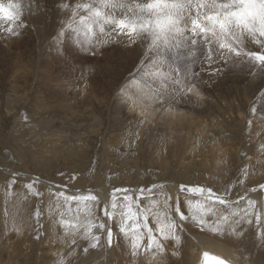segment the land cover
I'll list each match as a JSON object with an SVG mask.
<instances>
[{
  "label": "rangeland",
  "instance_id": "rangeland-1",
  "mask_svg": "<svg viewBox=\"0 0 264 264\" xmlns=\"http://www.w3.org/2000/svg\"><path fill=\"white\" fill-rule=\"evenodd\" d=\"M21 2L27 27L14 38L3 32L10 22H2L0 28V227L3 235L15 241L25 237L30 243L27 251L16 244L14 264L29 259L51 264L58 257L57 264L62 258L66 264H97L100 258L103 262L102 254L90 255L101 252L104 230L93 229L100 240L98 247L90 248L82 228L74 245L61 222L86 224L89 217L106 221L113 232L111 245L117 243L113 262L127 264L124 254L130 246L121 241L123 236H132L135 230L148 244V227L159 236L158 217L166 222L167 212L178 220L177 205L190 217L180 221L183 245L193 226L197 230L190 233L222 241L220 237L232 236L227 226L222 234L211 232L209 226L222 216L252 213L249 199L261 219L249 215L254 222L245 221L243 232L264 244V190L259 187L264 184V72L258 66L245 59L234 67L209 60L207 49L198 51L200 60L193 72L199 96L181 94L169 101L165 82L149 73H167L171 65L180 69L174 74L181 75L184 48L150 54L145 43L129 44L111 31V25L100 32L99 25L80 24L79 17L72 29L67 28L64 22L72 17L58 5L67 2L74 7L91 0H33L31 6L28 0ZM115 14L124 15L119 10ZM80 15L87 13L81 10ZM61 27L64 32L57 39ZM166 83L170 91L173 85ZM215 159L223 166L213 169ZM171 181L179 185L176 200L169 191ZM97 186L110 191L108 201L99 197ZM192 187L211 188L226 195L228 203L186 190ZM88 195L98 200L79 199ZM73 196L77 199H70ZM113 200L118 220L129 204L137 215L128 235L120 232L115 219L104 216L105 207L112 211ZM200 215L206 220L203 228L191 219ZM162 242L169 247L165 264H176L170 253L177 245ZM141 250L132 264H152ZM259 261L252 262L263 264Z\"/></svg>",
  "mask_w": 264,
  "mask_h": 264
},
{
  "label": "snow or ice",
  "instance_id": "snow-or-ice-1",
  "mask_svg": "<svg viewBox=\"0 0 264 264\" xmlns=\"http://www.w3.org/2000/svg\"><path fill=\"white\" fill-rule=\"evenodd\" d=\"M28 4L31 6L33 0H28ZM58 6L68 11L72 17L64 22L69 29L73 28L76 18L79 17L80 24L99 25L100 32L105 31V25H111V31L125 38L129 44L145 43L150 54L159 56L162 48H184L186 52L181 58L183 61L181 75H175L174 73L180 69L171 65L167 73H149V75L165 82L164 95L169 101L181 94L199 96L197 78L193 72V65L200 60L197 55L198 51L203 52L207 49L209 60L220 59L230 62L234 67L246 59L250 64L258 66L261 72H264V0H146V2H140V0H91L90 3H77L74 7L67 2ZM23 10L24 5L21 0H7V3L5 0H0V28L3 27L2 22H10L8 27L3 28V32L8 36L17 37L27 27L23 20ZM81 10L87 15H80ZM117 10L124 15L117 16L115 14ZM63 32L64 27H61L57 39ZM249 44L255 45L256 48H249ZM149 59H151V55ZM168 81L173 85L170 91L167 88L166 82ZM27 187L32 189L33 185L29 184ZM259 187L264 190V184ZM186 190L201 195L206 194L209 200L215 197L220 204L228 203L226 195H217L211 188L192 187ZM252 191H256V189H252ZM64 198L65 200L69 199L67 196ZM70 199L76 200L77 197L73 196ZM79 199L96 202L98 197L88 195L81 196ZM248 203L249 207L253 209L252 213L247 211L243 214L235 213L233 214L234 218L222 216L217 223L209 226V230L222 234L226 225L234 237L242 238L245 221L252 224L254 219H261L260 216H255V202L249 199ZM117 207L116 201L113 200L111 202L112 211L109 212L105 207L104 216L115 219ZM126 209L127 211H120L119 223L120 232L128 235L130 225L127 221L137 219V215L132 211L130 204L126 205ZM174 211L178 214V220L169 218L167 212L165 213L166 222H161L158 217L160 226L156 231L159 236L154 234L151 227L143 225V227H148V244H144L139 234L132 230L135 237L132 241L131 255L133 257L139 256L140 249L143 247L151 257L152 264H165L167 249L162 241L172 240L179 247L182 243L179 232L180 221L190 218L180 210L179 205L174 208ZM249 215H252L254 219H248ZM261 215L264 216V209H262ZM144 219L147 220V215ZM191 219L202 228L206 225L203 215L198 218L193 216ZM61 222L64 224L66 234L72 237L71 242L74 245L77 243L76 233L81 228L83 229L82 238L89 241L90 248L98 247L100 240V236L95 235L93 229L104 230L106 243L108 245L113 243V232L107 228L106 221L94 220L89 217L86 224H82L80 221L76 225L67 221ZM139 227L141 225L137 224V228ZM261 239L264 240V232L261 233ZM87 251L88 248H85L84 252L87 253ZM171 255L178 257L180 252L174 249ZM212 260L214 264H229L225 259L212 258ZM60 264H66V261L61 259Z\"/></svg>",
  "mask_w": 264,
  "mask_h": 264
},
{
  "label": "bare ground",
  "instance_id": "bare-ground-1",
  "mask_svg": "<svg viewBox=\"0 0 264 264\" xmlns=\"http://www.w3.org/2000/svg\"><path fill=\"white\" fill-rule=\"evenodd\" d=\"M7 1V0H6ZM5 1V2H6ZM121 13V12H120ZM123 14V13H122ZM257 98V97H256ZM194 159V158H193ZM120 160V159H119ZM221 159H215L213 160L215 163L213 164L212 168L214 169L216 168H220L223 166V164H219V161ZM230 160V159H229ZM122 161V160H121ZM105 162V161H104ZM180 163L183 164V162L185 163V160H180ZM190 162V161H189ZM211 162V161H210ZM243 162V161H242ZM205 163V162H204ZM212 163V162H211ZM245 163V162H243ZM123 164V163H122ZM172 164V163H171ZM190 164V163H189ZM196 164V163H193ZM164 165H168L169 163H164ZM187 165V163H186ZM204 165V164H203ZM212 165V164H211ZM210 165V166H211ZM222 165V166H221ZM180 166V165H179ZM206 166V165H205ZM181 167V166H180ZM179 167V168H180ZM191 167V165H190ZM194 167V165H193ZM202 168H204L201 165ZM200 167V168H201ZM209 167V166H208ZM195 168V167H194ZM199 168V167H197ZM210 169V168H209ZM220 170V169H219ZM183 171V170H182ZM187 171V170H186ZM185 171V172H186ZM224 171V169H223ZM223 171L221 172L223 174ZM250 171V170H249ZM253 171V170H252ZM255 171V170H254ZM180 172V171H179ZM212 172V171H211ZM251 172V171H250ZM184 173V172H183ZM216 174V173H215ZM252 174V173H250ZM252 175H255L254 173ZM252 177V176H251ZM101 180L99 179V182ZM168 183V182H167ZM46 185V184H45ZM171 189L169 190L171 194H173V197L176 200V191H178V183L175 181H171ZM169 186V185H168ZM167 186V188H168ZM97 194L99 195L100 198H102V201H108V198H110L109 194L110 191L108 192L107 188L101 187V186H97L95 188ZM71 191V190H70ZM94 191V190H93ZM74 193H77L75 191H71ZM258 192V191H257ZM239 193V192H238ZM238 196V195H237ZM49 197V196H48ZM50 199V198H49ZM50 201V200H49ZM110 201V200H109ZM264 201V200H263ZM52 205L55 204V201H53V199L50 201ZM17 202H15L14 205H16ZM110 203V202H109ZM58 205V204H56ZM17 206V205H16ZM137 206V205H136ZM132 207V206H131ZM54 208V207H53ZM134 208V207H133ZM16 209V208H15ZM56 209V208H54ZM146 210V209H145ZM135 211V210H134ZM246 211V210H244ZM142 212V211H141ZM147 212V211H146ZM145 212V213H146ZM140 213V212H139ZM18 214V213H17ZM20 214V213H19ZM142 215V214H141ZM170 215V214H169ZM19 216V215H18ZM191 216V215H190ZM20 218V216L18 217ZM190 220V219H189ZM39 221V220H38ZM112 222V220H111ZM109 221V223H111ZM193 222V221H192ZM190 222V223H192ZM264 222V221H263ZM115 223L116 226L119 225V220H118V216H116L115 218ZM194 223V222H193ZM210 223V222H209ZM22 224V223H21ZM128 224L130 225V227H133L136 222L132 221V220H128ZM23 225V224H22ZM49 225V224H48ZM110 225V224H109ZM113 225V224H112ZM252 225V224H251ZM41 227V226H40ZM194 227V226H193ZM190 227L189 229V236L190 238L188 239V242L185 243L186 240H184V245H183V240L182 243L179 247H175L176 250H178L180 252V255L177 257L175 256V261L176 264H201L202 262V254L205 251H209L213 254L219 255L221 257H224L227 261L233 263V264H255L254 262H252L253 260L255 262H259V260H261V262L264 264V244L263 242H261L260 240L257 239V237H252V238H247L245 237V235H249L248 233H244L243 238L242 239H237L236 237L232 236H223L220 237L222 239V241L217 240L218 242H221L222 244L212 240L209 236L203 235V234H197V233H190L192 231H196V228ZM187 228V227H186ZM39 229V228H38ZM42 229V228H41ZM55 229V228H54ZM25 230V229H24ZM181 230H179L180 232ZM42 232V231H41ZM78 232V231H77ZM185 233V230L184 232ZM40 234V233H39ZM130 234V233H129ZM132 236H129L128 238H124L125 236H123V239L121 240L124 244L127 243V245H129L130 247L125 249V254L124 257L127 259L126 262L127 264H132L134 258L136 259L137 257H133L130 252L128 250L132 251V244H131V240L134 239L135 237H133V234H131ZM180 235L182 237V234L180 232ZM34 236V235H33ZM141 236V235H140ZM40 237V236H38ZM117 237V235H116ZM133 237V238H132ZM21 238V237H20ZM183 239V237H182ZM187 239V238H186ZM27 240L28 238H21L20 240H16L15 239H11L10 237H7L6 235H3V232L1 230L0 227V250L3 249L2 254L0 255V264H14L12 262V257H13V252L15 251V249L17 248L16 244L19 246H23V248L21 249V251H27L29 248L27 247ZM116 240V239H115ZM35 242V241H34ZM15 243V244H13ZM68 243V242H66ZM30 244V243H28ZM64 244V242H63ZM69 244V243H68ZM102 244V243H101ZM104 245L101 246L102 250L97 251L98 253H94L92 255H90L91 257H97L98 254H102L103 257V262L99 263L98 259L95 261V263L97 262V264H115L113 262V259L116 257V246L117 243H115L114 245H108L106 243V240L103 243ZM7 245V246H6ZM76 245V244H75ZM122 246V245H121ZM15 248V249H14ZM39 249V247H38ZM62 250V248H60ZM167 250H169V247H166ZM79 250V249H78ZM171 250V248H170ZM35 251V250H34ZM33 251V252H34ZM63 251H69V247L67 246H63ZM63 251L59 252L58 254H56V256H62L63 255ZM140 251H142L140 249ZM173 251V250H172ZM171 251V253H172ZM170 253V254H171ZM253 253V254H252ZM65 254V253H64ZM142 254V253H141ZM145 254V253H144ZM28 255V254H27ZM254 255V256H253ZM142 256V255H141ZM64 257V256H63ZM149 257V256H148ZM19 258V257H18ZM144 258V257H143ZM146 258V256H145ZM21 259V258H20ZM24 259V258H22ZM59 259V257H58ZM55 262H51V264H57V260ZM61 259V258H60ZM63 259V258H62ZM253 259V260H252ZM38 264H39V260L36 259ZM147 260V259H146ZM60 261V260H59ZM140 262V261H139ZM135 263V262H134ZM17 264H34L33 263V259H29V261L26 262H19ZM82 264H87V262L82 263Z\"/></svg>",
  "mask_w": 264,
  "mask_h": 264
}]
</instances>
